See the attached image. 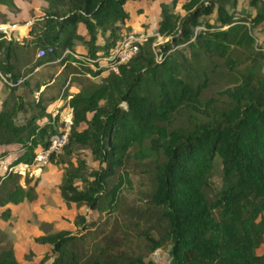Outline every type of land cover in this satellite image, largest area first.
<instances>
[{"label":"trees","instance_id":"1","mask_svg":"<svg viewBox=\"0 0 264 264\" xmlns=\"http://www.w3.org/2000/svg\"><path fill=\"white\" fill-rule=\"evenodd\" d=\"M42 1L23 35L0 28V160L15 153L0 174V217H10L8 205L37 198L39 178L27 174L22 184L13 168L33 165L37 150L63 132L66 106L68 140L47 163L62 170L58 191L67 205L102 216L98 223L77 213L75 231L39 222L44 233L35 241L50 251L37 264H157L149 255L168 246L169 264H264L256 251L264 242V0L240 9L238 0H160L154 33H135L143 35L138 50L120 64L108 58L131 32L125 4L141 0ZM14 2L0 0L7 8L0 25L10 22ZM50 62L67 75L59 94L46 99L56 74L37 78L35 69ZM223 75L229 84L211 91ZM58 99L64 103L48 111L44 102ZM84 149L98 169H89ZM131 161L149 175L150 213L125 216ZM4 238L0 231V264H19ZM137 238L145 247L129 246Z\"/></svg>","mask_w":264,"mask_h":264},{"label":"rangeland","instance_id":"2","mask_svg":"<svg viewBox=\"0 0 264 264\" xmlns=\"http://www.w3.org/2000/svg\"><path fill=\"white\" fill-rule=\"evenodd\" d=\"M155 5L157 6V1H153ZM15 7L12 8V11L10 12L11 20L5 25H0V28H2L4 31H10L13 30L14 37L17 38L18 36L22 35L24 31L27 29V26L30 25L35 18H37L41 13V8L45 5V3L42 0H32V1H24V0H15ZM145 5V3H143ZM179 4V3H178ZM131 9V12L133 11V6H129ZM1 10L7 11V8L0 7ZM150 16H152V22L143 23L144 27V34H153L154 33V26L155 22L153 20L154 15L153 12H150ZM135 18V17H133ZM143 18V17H142ZM141 17L139 20H143ZM132 22V21H130ZM15 23V24H13ZM21 24L23 26L20 27H12L15 25ZM130 25V23H129ZM131 26V25H130ZM127 27V26H126ZM131 32L130 33H140L142 32L141 29H138L139 31H133L134 29L132 27H129ZM138 28V25L137 27ZM81 31H84L82 27L80 28ZM261 28L255 30V33L258 35L259 39L261 37ZM125 34V31L123 32ZM126 36V35H125ZM155 42H163L164 40L159 36L156 35ZM101 40V39H100ZM113 49H111V52L113 53ZM101 54V52H99ZM103 65H107L105 63L106 61H100ZM263 71H264V62H263ZM56 74V77L53 79V82L51 85L45 90L44 97L48 99L50 96L54 95L57 96L60 92V83L63 80V78L67 75V72L63 69V66L55 63L50 62L48 65H45L42 70L36 74L37 78H48L51 74ZM95 81H99L98 78L94 79ZM229 84V81L225 75L221 77H214L213 79V86L211 87L212 90H218L221 88L226 87ZM49 100H46L44 102L45 105H47ZM54 109V108H53ZM53 109H50L53 110ZM82 156L85 157V160L89 166L90 170H96L98 169L99 165L98 162L94 160L91 153L87 150H81ZM10 158V157H9ZM9 158H6L5 160H0V172L2 173L5 169L6 162L9 160ZM3 160V161H2ZM48 163L46 162L43 164L39 170L37 169H27L25 168L21 169V182L23 183L24 177L28 174L29 177H38L41 172L44 171V166H46ZM130 179H131V187H124L122 190V202L125 205V216L129 215L130 213H140L144 210L147 211V213H150L151 206L149 205L150 198H149V175L144 172V166L135 163L134 161H131L128 165ZM52 173V174H51ZM51 178L46 181L45 176L41 179V186L39 187V196L33 201L32 203L23 204L21 206L15 207L13 209L14 213L16 214L15 220H9L4 221V219L0 220V228L7 227L6 230L8 232L9 228H12L13 230H18L19 236L21 238L18 239L17 248H18V255L20 258H23L24 254L27 255V249H29V243L30 239L33 233L37 231L35 229V226L39 225V222L37 225L31 224L29 222V219H58V221L67 225V223L71 222L77 213H88V219L91 221H97L99 223V217L102 216L97 211H89L88 208L85 205L77 206L76 204H72L71 206H68L67 204L62 203V201L59 200L57 195L53 192V190L50 189V186L57 182L60 171L56 169L55 167L52 168L51 171ZM213 180L218 184L220 182V176H221V162L219 158L215 159V167H214V173H213ZM79 187H82L83 184H78ZM122 220V219H120ZM152 222L148 223L147 226H149ZM74 224V223H73ZM98 225V224H97ZM39 230H43L40 226ZM76 229V227H75ZM6 230L3 229V233L5 234L6 238H4V244H8L11 242V238L9 237V233H6ZM154 236H157L156 233H153ZM145 242L143 239H134L132 242L129 243V246L135 249L143 248L145 247ZM38 250V249H37ZM49 250V247L47 249ZM169 246L157 249L154 253L149 255V259L155 261L157 264H169L170 257L168 254ZM257 253L261 254L264 252V242L257 248ZM37 252L40 253L38 250ZM34 255V254H33ZM31 255V256H33ZM50 262V261H48Z\"/></svg>","mask_w":264,"mask_h":264},{"label":"crops","instance_id":"3","mask_svg":"<svg viewBox=\"0 0 264 264\" xmlns=\"http://www.w3.org/2000/svg\"><path fill=\"white\" fill-rule=\"evenodd\" d=\"M156 1L158 3L157 6L155 5V3L152 0H141V1L127 2L125 4V7L129 11V19L126 20L125 26L132 27L134 29L133 31H135V32L139 31L138 29H141L142 32H140V33H143V31H144L143 23L152 22V16H150V12H153V15H154L153 20L156 23V21L159 18V13H160V7H159L160 0H156ZM179 1H181V0H179ZM248 1L249 0H238V9H240L241 7H245L247 5ZM143 3H145V5ZM179 4L177 5V7H179ZM130 5L133 6V11L132 12H131V9L129 8ZM133 17H135V18H133ZM140 17L141 18L143 17L142 18L143 20H139ZM130 21H132V22H130ZM129 23H130L131 26L129 25ZM137 25H138V28H136ZM81 27L84 30L83 26L80 25L79 26V32L84 34L85 31H81L80 30ZM27 28H28V26H27ZM123 32H124V30H123ZM98 43L99 44H103V39L99 38ZM77 52L80 53V54L81 53L82 54L85 53L86 50H85L84 45L78 44L77 45ZM42 68L43 67H38L37 69H35V71L39 72V71L42 70ZM27 76H30V73H28ZM78 90H79V85L76 82H72L71 85H69V92L70 93H75ZM5 95H6V91H5V88H4L2 80H0V108H1V102L4 99ZM63 103H64V101L61 100V99H58V100H56L54 102H51V103L48 102L47 110L50 111V109H53V108L55 109V108L61 106ZM1 149H2V147H0V150ZM14 156H15V153L11 152L8 156L3 158V160H5L6 158L10 157L9 160L6 162L5 169H6L7 165H8V163L11 161V159ZM22 165H24V164L20 163V164L16 165L13 168V170L15 171L17 169L22 168L23 167ZM53 167L58 169L60 171V174H59L57 182L54 183L53 185H51L50 189L53 190V192L57 195L59 200L62 201V203L66 204L63 201V199L61 198V196L59 194V191H58V185H59V182H60V179H61L62 170L59 167H57L56 165L52 164V163H48L46 166H44V168H43L44 171L41 172L40 175L38 176L39 181H38V184L36 186L37 196H39V190L38 189L41 186V182H42L41 178L45 176V178H43V179L48 181V179L51 178V174H52L51 171H52ZM5 169H4V171H5ZM2 173L0 172V174H2ZM33 201H35V200H33ZM33 201H31V202L24 201V202L19 203L17 205H12V204L8 205V207L11 210V213H10V217L7 220H4V221L15 220L16 214L14 213L13 209L15 207L21 206L23 204L32 203ZM72 204H74V203H70L68 206H71ZM3 208L4 207H0V213H1V210ZM0 220H1V217H0ZM71 220L72 221L67 223V225L63 224L62 220L60 222V221H58V219L56 220L54 218L53 219H46L45 218V220L34 218V219H29V222L31 224H35V225H37L38 222L47 223L48 225L46 226V229L49 230V231H58V230L75 231V225L73 224V219H71ZM37 226H39V225H37ZM37 226H35V229L37 231H35V233H33L32 236H30L31 237V239L29 240L30 241V243H29L30 246H29V249H27V255L24 254L23 258H20L19 255H18V248H17L18 243H17V241H18L19 238H21L19 236L18 230H13L12 228H9V230L7 232V230H6L7 227H3V228L1 227L0 228V231H3V229H5L6 233H9L8 235L11 238V243H12V246H13L15 257H16L17 261L19 262V264H37L43 258L45 252L48 249L47 245H42V244H39V243H37L35 241L36 237H38L40 235H43V233H44V230H41V229L39 230V227H37ZM37 249L40 251V253L37 252L38 251ZM31 255H33V256H31ZM48 261H51V260H48ZM48 261L45 264H49L50 262H48Z\"/></svg>","mask_w":264,"mask_h":264},{"label":"built area","instance_id":"4","mask_svg":"<svg viewBox=\"0 0 264 264\" xmlns=\"http://www.w3.org/2000/svg\"><path fill=\"white\" fill-rule=\"evenodd\" d=\"M143 39V35L136 36L134 33H129L127 36L124 37L121 41H119L114 50L113 53L111 52V55L108 59L114 58L116 64L125 63L127 62L132 55H134L137 52V45L135 42L141 41ZM52 49L49 48L48 52H50ZM39 57H42L45 55V50L40 49L37 53ZM108 59H103L102 61H106L105 63L108 64ZM114 71H117L116 66L113 64L109 65ZM72 115V110L69 106H66L64 109V112L62 114V121L64 122V128L63 132L59 135H55L50 139V143L45 149H38L35 155V163L33 165H22V168L27 169H37L39 170L40 167L45 164L48 161L49 155L51 153H59L61 152L64 145L67 143L68 140V133L70 130V119ZM15 170L16 172L21 174V169Z\"/></svg>","mask_w":264,"mask_h":264},{"label":"water","instance_id":"5","mask_svg":"<svg viewBox=\"0 0 264 264\" xmlns=\"http://www.w3.org/2000/svg\"><path fill=\"white\" fill-rule=\"evenodd\" d=\"M20 26H23V25H21V24H18V25L12 26V27H20Z\"/></svg>","mask_w":264,"mask_h":264}]
</instances>
